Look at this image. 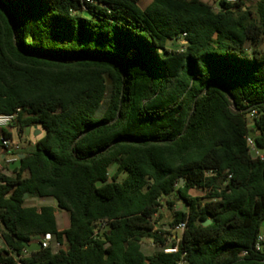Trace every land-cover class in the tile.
Wrapping results in <instances>:
<instances>
[{
	"label": "trees",
	"instance_id": "1",
	"mask_svg": "<svg viewBox=\"0 0 264 264\" xmlns=\"http://www.w3.org/2000/svg\"><path fill=\"white\" fill-rule=\"evenodd\" d=\"M147 1L0 0V116L44 132L0 171V264H264V0L257 17L250 0ZM163 200L187 208L180 240L156 229Z\"/></svg>",
	"mask_w": 264,
	"mask_h": 264
},
{
	"label": "rangeland",
	"instance_id": "2",
	"mask_svg": "<svg viewBox=\"0 0 264 264\" xmlns=\"http://www.w3.org/2000/svg\"><path fill=\"white\" fill-rule=\"evenodd\" d=\"M202 1L209 3L210 5H212L215 8L216 11H218L220 0H202ZM147 4H148V1L143 0L142 7H145ZM256 4H257V0H250L248 3L250 10L255 17H257ZM184 44H185V42L182 39L170 41L168 43V48L170 50H179L180 51L183 49ZM35 138H36L35 132L32 129H26L25 133L22 136L16 135V140L19 142L18 145L20 147V151H18V153L22 152V150L24 149V148L22 149V147H25L28 144V142L33 143ZM15 143H17V142H15ZM18 153H17V155H18ZM17 155L15 154L13 156H8V158H13V157H16ZM2 165L4 167L3 173L8 175V176H11L14 172V169L19 166V163L17 162L15 164H8L5 162H2ZM115 171H116V166L111 167L110 177H112L114 175ZM126 177H127V174H123L120 177V180L126 179ZM190 194L192 196H198V197L204 196V193L200 190H192L190 192ZM27 204L31 205V206H40V205H44V206L48 205L49 206V205L55 204V201L52 198H33V199L29 200L27 202ZM172 207L167 205L166 201H163L162 206L160 208L161 209V215L156 216L154 222H155V226L158 230H161L163 232L171 231V233L174 236H178L179 237L178 240H180V237H182V232L177 231V230H171L170 224L173 221L174 213L183 210V207H182V204L179 202H177V204L174 205V208H172ZM57 217H58V222H59L60 226H62V220L65 219L64 222L66 224V227H68V225H69L68 213L63 212V211H58ZM262 232H263V236H264V227H263ZM52 244H53V248L55 251L61 248L59 245H56L55 242H53ZM4 247H5V245H4L3 240L1 238V235H0V249L4 248ZM143 250L147 255H151L155 251L158 250V247L152 242V240L146 239L143 241Z\"/></svg>",
	"mask_w": 264,
	"mask_h": 264
},
{
	"label": "built area",
	"instance_id": "3",
	"mask_svg": "<svg viewBox=\"0 0 264 264\" xmlns=\"http://www.w3.org/2000/svg\"><path fill=\"white\" fill-rule=\"evenodd\" d=\"M89 4H94V0H85ZM186 36V35H184ZM253 116V115H252ZM17 118V115H9V116H0V129L3 128H8ZM248 143L249 146L251 147L252 151L259 154L256 151L255 143L252 140V138H248ZM0 145L4 148L5 151L10 153V156H13L12 153H14L19 146L11 139L5 138L3 134L0 133ZM19 160V157H13V158H8L7 156H3V162L8 163V164H15ZM4 167L2 165V162H0V171H3ZM96 228L97 231L104 232L109 229L108 222H98L96 223ZM186 228L185 223L179 224L175 230L183 232ZM260 241H264V236L263 233L260 236ZM52 242V236L51 235H46L44 238L41 239V245L42 248L47 249L51 246ZM178 251L177 248H170L165 250L166 253H176ZM8 264V263H7ZM15 264H20V262H16ZM179 264H186L184 261L180 262Z\"/></svg>",
	"mask_w": 264,
	"mask_h": 264
},
{
	"label": "crops",
	"instance_id": "4",
	"mask_svg": "<svg viewBox=\"0 0 264 264\" xmlns=\"http://www.w3.org/2000/svg\"><path fill=\"white\" fill-rule=\"evenodd\" d=\"M8 132H10L11 134H12V138H13V141L14 142H17L18 144H19V142L16 140V135L17 136H22L23 134H19L18 133V131H17V128H14V127H9V128H7L6 129ZM32 130L35 132V140L33 141V143H30V142H28V144L25 146V147H22V153H20L19 154V157L20 158H23L22 156H24L23 155V153H28V152H30V151H32V149L34 148V146H35V144L37 143V141L40 139V138H42L43 136H44V132L41 130V129H39V128H32ZM16 134V135H15ZM163 201H165V200H163ZM162 201V202H163ZM42 206H44V205H40V206H36V207H42ZM45 206H48V205H45ZM50 206H54V207H56V204H53V205H50ZM182 207H183V210H181V211H186V207L184 206V205H182ZM161 208V207H160ZM159 208V211H158V213L155 215V217L156 216H158V215H161V209ZM172 208H174V206L172 207ZM57 213H58V211H57ZM57 213H56V215H57ZM155 217H154V221H155ZM57 221H58V217H57ZM65 219H63L62 220V226H60L59 225V222H58V226H59V228H60V230H65V229H67L68 227H69V225H70V221H69V225H68V227H66V224H65ZM157 229V228H156ZM178 236H174L173 238L174 239H176ZM181 238V237H180ZM37 241H39V240H37ZM40 242H41V239H40Z\"/></svg>",
	"mask_w": 264,
	"mask_h": 264
},
{
	"label": "water",
	"instance_id": "5",
	"mask_svg": "<svg viewBox=\"0 0 264 264\" xmlns=\"http://www.w3.org/2000/svg\"><path fill=\"white\" fill-rule=\"evenodd\" d=\"M23 157V156H22ZM184 183V180L182 179V184ZM25 198L27 199L28 198V195L25 196ZM211 220H207L203 223V225L206 227V226H209L211 225ZM24 245L26 246L27 250L29 252H35V251H39L42 249V245L40 242L36 243V244H33V245H28L27 243H24Z\"/></svg>",
	"mask_w": 264,
	"mask_h": 264
}]
</instances>
